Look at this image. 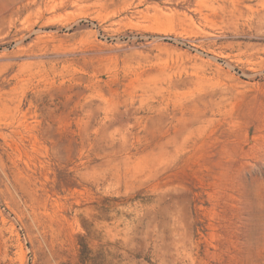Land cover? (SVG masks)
Segmentation results:
<instances>
[{
    "label": "rangeland",
    "instance_id": "1",
    "mask_svg": "<svg viewBox=\"0 0 264 264\" xmlns=\"http://www.w3.org/2000/svg\"><path fill=\"white\" fill-rule=\"evenodd\" d=\"M0 264H264V0H0Z\"/></svg>",
    "mask_w": 264,
    "mask_h": 264
}]
</instances>
